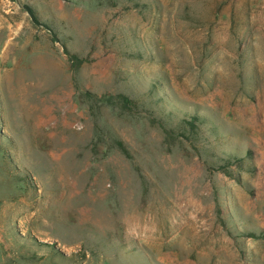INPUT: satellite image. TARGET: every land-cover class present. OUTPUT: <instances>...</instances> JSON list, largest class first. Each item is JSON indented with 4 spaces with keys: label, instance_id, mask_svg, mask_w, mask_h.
Listing matches in <instances>:
<instances>
[{
    "label": "rangeland",
    "instance_id": "374dc122",
    "mask_svg": "<svg viewBox=\"0 0 264 264\" xmlns=\"http://www.w3.org/2000/svg\"><path fill=\"white\" fill-rule=\"evenodd\" d=\"M0 264H264V0H0Z\"/></svg>",
    "mask_w": 264,
    "mask_h": 264
},
{
    "label": "trees",
    "instance_id": "16d2710c",
    "mask_svg": "<svg viewBox=\"0 0 264 264\" xmlns=\"http://www.w3.org/2000/svg\"><path fill=\"white\" fill-rule=\"evenodd\" d=\"M72 58H75L76 59V57L75 56H73ZM122 99H123V103H124V105L126 106V107H128V106H130L131 105V101H130V99H128L127 97H124V96H122ZM191 126H194L193 125V123H189Z\"/></svg>",
    "mask_w": 264,
    "mask_h": 264
}]
</instances>
